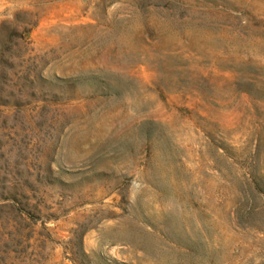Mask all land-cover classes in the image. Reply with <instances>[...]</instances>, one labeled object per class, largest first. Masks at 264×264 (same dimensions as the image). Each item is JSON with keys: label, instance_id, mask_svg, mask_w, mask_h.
<instances>
[{"label": "rangeland", "instance_id": "1", "mask_svg": "<svg viewBox=\"0 0 264 264\" xmlns=\"http://www.w3.org/2000/svg\"><path fill=\"white\" fill-rule=\"evenodd\" d=\"M0 264H264V0H0Z\"/></svg>", "mask_w": 264, "mask_h": 264}]
</instances>
